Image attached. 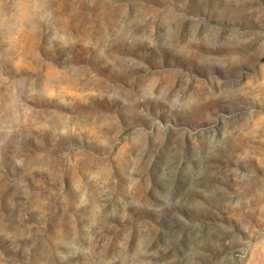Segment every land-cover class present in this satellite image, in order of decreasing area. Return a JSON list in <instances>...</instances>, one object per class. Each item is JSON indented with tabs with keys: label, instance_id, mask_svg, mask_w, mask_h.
Returning a JSON list of instances; mask_svg holds the SVG:
<instances>
[{
	"label": "rangeland",
	"instance_id": "rangeland-1",
	"mask_svg": "<svg viewBox=\"0 0 264 264\" xmlns=\"http://www.w3.org/2000/svg\"><path fill=\"white\" fill-rule=\"evenodd\" d=\"M0 264H264V0H0Z\"/></svg>",
	"mask_w": 264,
	"mask_h": 264
}]
</instances>
